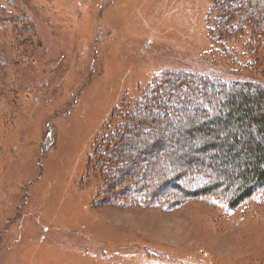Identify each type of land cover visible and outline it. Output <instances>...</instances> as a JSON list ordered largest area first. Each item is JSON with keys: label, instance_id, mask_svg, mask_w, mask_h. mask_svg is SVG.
I'll return each instance as SVG.
<instances>
[{"label": "rangeland", "instance_id": "rangeland-1", "mask_svg": "<svg viewBox=\"0 0 264 264\" xmlns=\"http://www.w3.org/2000/svg\"><path fill=\"white\" fill-rule=\"evenodd\" d=\"M0 3V158L11 159L0 172V264H264L260 194L234 211L204 198L174 208L111 204L101 202L103 194L130 190L101 189L104 167L94 170L96 145L114 126L117 104L135 98L153 75L185 68L264 82L261 27L248 18L232 33L226 26L235 28V19L212 29L214 0ZM259 8L254 19L263 24L264 0ZM212 83L221 92L223 85ZM206 84L196 94L209 91ZM190 107H170L166 116L141 110L162 140L151 144L152 134L141 129L149 122L131 128L114 174L142 171L156 183L150 167L172 173L186 156L203 158L210 183L225 187L233 169L211 168L214 150L202 147L207 134H175L179 115H201ZM138 151L142 161L132 155Z\"/></svg>", "mask_w": 264, "mask_h": 264}, {"label": "trees", "instance_id": "trees-1", "mask_svg": "<svg viewBox=\"0 0 264 264\" xmlns=\"http://www.w3.org/2000/svg\"><path fill=\"white\" fill-rule=\"evenodd\" d=\"M214 1V23H210L212 29L224 28L222 23L235 19L237 21L235 28L226 26L229 29L227 31L232 33L233 29L241 28L243 26L241 24L249 18L253 27L255 25L262 28L259 35L264 36V21L261 24L259 17L254 19L261 10V8L257 10L256 7L258 8L259 2L262 0ZM242 2L247 4L242 5ZM1 6L0 3V10L3 9ZM262 14L260 12V17H263ZM212 82L223 85L221 92L212 88L215 85ZM205 84L210 90L199 95L196 94L197 85L204 87ZM140 91L135 98L125 97L122 102L117 104L118 115L113 117L114 126L106 130L108 135L96 145L95 156L98 163L95 167L93 166L97 171L99 166L104 167L101 189L114 187L116 190L122 191L124 188H129L130 192H120L117 196L103 194L101 202L107 201L119 205L131 201L129 202L131 204L143 202L150 205L157 204L164 208H174L188 200L204 198L213 204H220L215 202L217 200L225 203L229 211H234L240 207L246 208L247 201L251 198L255 199L257 194L264 197V82L251 79L220 80V78H214L198 71L178 68L163 70L160 75H153ZM192 105L197 108V111L199 108L202 109L200 110L201 115L196 119L194 113L188 116L179 115V126L176 127L175 134L179 132L182 134L187 132V135L191 133L207 134L202 139V147L214 150L211 154V168L217 171L219 166L216 164L226 163L233 169L225 176V187L220 188L224 185H220L216 181H213L215 184L210 183L212 179H208L207 174L205 175V172L209 173V171L204 170L201 165L205 163L203 158L195 162V158L191 160L186 156L179 158V161L184 159V167L174 170L172 173L162 174L154 167H150L152 176L156 178V183H152L149 176L142 171L130 174V177L125 178L126 180L124 176H120L122 173L114 174V172L119 173L122 170L119 168L117 156L124 154L120 153L119 149L127 147V143H124L127 139L125 135L133 136L131 128L143 124V121L149 122L143 124L141 129L147 130L153 136L154 130L150 129V126L153 125L151 123H154V120L150 115H145V117L141 110L151 107L154 110L158 108L159 116H166L167 112L165 111L170 107L181 110L186 107L191 108ZM157 112L156 119L159 118ZM122 113L123 115L119 117ZM131 113H136V115L129 118ZM169 123L162 124L167 127ZM211 133H215L214 137H211ZM155 134V137H151L150 142L157 145L158 142H161L162 136L158 133ZM144 147L146 148V145ZM147 152V154H152L150 150ZM111 153L116 154L115 157L113 156L114 159L108 157ZM143 153V151L141 153L138 151L132 155L136 161H142ZM102 159L107 162L105 165H102V161L100 162ZM169 160L170 158L167 159L168 162H170ZM132 163L133 161L131 162L129 159V163L124 166L125 170L127 166L131 167ZM180 163L177 160L176 166ZM195 163L199 165L197 168L193 166Z\"/></svg>", "mask_w": 264, "mask_h": 264}, {"label": "bare ground", "instance_id": "bare-ground-1", "mask_svg": "<svg viewBox=\"0 0 264 264\" xmlns=\"http://www.w3.org/2000/svg\"><path fill=\"white\" fill-rule=\"evenodd\" d=\"M9 161H11L10 158H9V159H7V158H5V157H4V159H1V158H0V172L5 171V169H4L3 167L6 166V165H8V164L10 163ZM129 167H130V166H127V167H126L127 170L130 169ZM6 169H11V166L6 167Z\"/></svg>", "mask_w": 264, "mask_h": 264}]
</instances>
